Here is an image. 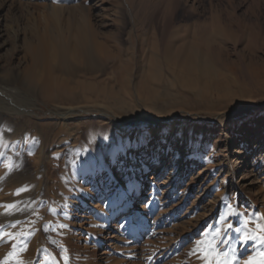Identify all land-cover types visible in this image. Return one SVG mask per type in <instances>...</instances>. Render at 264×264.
<instances>
[{"label":"rangeland","instance_id":"1","mask_svg":"<svg viewBox=\"0 0 264 264\" xmlns=\"http://www.w3.org/2000/svg\"><path fill=\"white\" fill-rule=\"evenodd\" d=\"M6 84L0 264L261 259L264 0H0Z\"/></svg>","mask_w":264,"mask_h":264},{"label":"snow or ice","instance_id":"2","mask_svg":"<svg viewBox=\"0 0 264 264\" xmlns=\"http://www.w3.org/2000/svg\"><path fill=\"white\" fill-rule=\"evenodd\" d=\"M245 224H247V221H245ZM228 227L231 228V225H228ZM260 233L261 235H259L258 237L256 235L250 236L247 233H245L242 239L245 242L249 240L256 242L258 240L260 244H264V227H260ZM217 235H219V232L217 233ZM221 242L224 241H216L217 244ZM213 252H214V246L210 245L208 255L204 256L205 264H232V262L227 259L228 256L227 252L216 253V255L212 259H209V256H211ZM260 256H261L260 260H256L255 258L248 259L244 261V264H264V252H261ZM221 257H224V259H221Z\"/></svg>","mask_w":264,"mask_h":264},{"label":"bare ground","instance_id":"3","mask_svg":"<svg viewBox=\"0 0 264 264\" xmlns=\"http://www.w3.org/2000/svg\"><path fill=\"white\" fill-rule=\"evenodd\" d=\"M10 82H15L14 80L13 81H9V83L8 84H11ZM8 84H6V86H4L3 87V89H0L2 92H4L6 95H8V96H11L10 94H11V92H10V90L11 89H8ZM1 87V86H0ZM2 88V87H1ZM8 91H7V90ZM0 91V92H1ZM1 92V93H2ZM5 94H1L0 95V99H2L3 100V102L7 105V107H13L15 104H14V102H15V100H13V99H10V97H6L5 96ZM15 96V95H14ZM13 97V96H12ZM4 98H6V99H4ZM5 101H7V102H5ZM19 111V109H17V107L15 108V111ZM21 111V110H20ZM72 111H74L73 109H70L69 110V112H72ZM122 133H123V136H125L126 135V132L124 131V130H122ZM240 153V152H239ZM132 204H131V202H129L128 204H127V206H126V208H125V210L122 212L123 214H129L130 212H131V210H129V206H131ZM126 218H122L121 219V223L125 220ZM133 229V228H132ZM133 232H135V236L136 237H139L140 236V234H139V232H138V229L136 228V227H134V230H133ZM135 255V254H134Z\"/></svg>","mask_w":264,"mask_h":264}]
</instances>
